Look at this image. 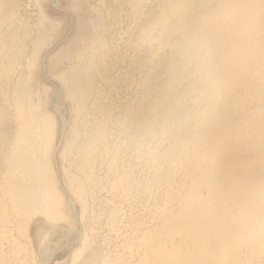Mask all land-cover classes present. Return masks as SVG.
<instances>
[{
	"label": "bare ground",
	"instance_id": "bare-ground-1",
	"mask_svg": "<svg viewBox=\"0 0 264 264\" xmlns=\"http://www.w3.org/2000/svg\"><path fill=\"white\" fill-rule=\"evenodd\" d=\"M20 2L0 0V264H264V0H50L76 16L52 67L59 22ZM37 216L55 226L26 251Z\"/></svg>",
	"mask_w": 264,
	"mask_h": 264
},
{
	"label": "rangeland",
	"instance_id": "rangeland-1",
	"mask_svg": "<svg viewBox=\"0 0 264 264\" xmlns=\"http://www.w3.org/2000/svg\"><path fill=\"white\" fill-rule=\"evenodd\" d=\"M20 1V0H19ZM22 2H20V4H21V12H22V15L23 16H28L27 18L28 19H31V18H33L32 20H36L38 17V12H39V10L37 11V9H39L38 7H35V5H37V6H39L40 7V4L39 3H41V5H44L45 6V8L47 7V11H48V13H49V15L52 17V19L53 20H55V21H57V22H59V25H60V27L58 28L57 27V29H56V32H54L53 31V33H54V36L51 34V36L52 37H54V38H52L51 37V41L53 40L55 43H53V41L51 42L52 43V46H51V48L49 49V52H48V58H50L49 60H50V62H49V65L52 67L53 65H54V61L53 60H55L58 56H56V55H58V54H60L61 52H63V51H65L66 50V48L67 47H65L66 45L68 46V43L70 42V40L71 39H73V37H74V33H75V29H76V16H74V20L71 22V23H69V19H68V15L66 14V12L65 11H62L61 9H58V8H56V7H54L51 3H50V0L48 1V0H38V1H36V0H21ZM28 1V2H27ZM34 1V2H33ZM44 3H43V2ZM31 3V4H30ZM69 3H71V0H61V4L63 5V6H69ZM25 4V5H24ZM39 4V5H38ZM24 5V6H23ZM28 5V6H27ZM53 6V7H52ZM25 7V8H24ZM26 7H27V9H26ZM35 7V8H34ZM33 10H32V9ZM24 9V10H23ZM29 9H31V10H29ZM31 13V12H33V13H29V12ZM27 12V13H26ZM28 13L30 14V15H28ZM32 15H33V17H32ZM36 16V17H35ZM31 17V18H30ZM73 24V25H72ZM72 25V26H71ZM73 27V28H72ZM60 30V31H59ZM65 30H66V32H65ZM59 32V33H58ZM61 32V33H60ZM57 37H56V36ZM66 36V37H65ZM66 41H65V40ZM64 40V41H63ZM63 41V42H62ZM57 42V43H56ZM68 42V43H67ZM59 50H61V51H59ZM56 56V58L55 59H51V57H55ZM52 61H53V65L51 64L52 63ZM49 66V67H50ZM50 67V68H51ZM59 128H57V134L59 135ZM60 160H61V158H60ZM59 160V164H61L62 163V165H63V160L64 159H62L61 161ZM66 162V161H65ZM64 162V163H65ZM66 165L68 164V162H66L65 163ZM61 165V166H62ZM64 166V165H63ZM76 207H77V209L80 211V204L79 203H76ZM63 223V225L64 226H66V227H68L69 225V223H67V222H62ZM67 223V224H66ZM87 223V224H86ZM86 223H84L85 225H89L90 224V222L89 221H87L86 220ZM99 225V224H98ZM55 226V223L54 222H52V221H49V220H47L46 218H44V217H42V216H37L35 219H34V223L32 224V226H31V246H27V242L25 241V240H22L23 242L22 243H27L26 244V246L24 245V247H25V250L27 249V247H28V249H30V248H32L33 249V251H37L38 249H39V243H40V239H41V235H42V233H44V232H46V231H48V230H50L51 228H53ZM89 227V226H88ZM106 237V235H104V237L102 236V240H100V243H101V241H102V243H103V240H104V238ZM23 239V238H22ZM105 240H106V238H105ZM113 242L112 243H110L111 241H109V240H106L105 241V244L103 243V252H104V254L106 255V257L105 258H108L109 256H110V253H111V251L113 250V249H117V250H120V248H119V245H120V240H118V242L117 241H115L114 242V240H112ZM114 243H115V245H114ZM118 243H119V245H118ZM98 244V243H97ZM108 244L110 245V246H108ZM116 244L118 245V246H116ZM28 245H30V244H28ZM114 246H116V247H114ZM107 248V249H106ZM27 249V250H28ZM112 249V250H111ZM26 250V251H27ZM107 252H109V253H107ZM26 253H28V252H25V256H26ZM36 254V253H35ZM107 254H109V256L107 255ZM108 256V257H107ZM24 258V261H26V258L25 257H23ZM97 258V259H96ZM96 258H94V259H92L91 261H87V262H82V263H79V264H104V261H102V259L99 257H96ZM39 259H38V257H36V255H35V257H34V261L35 262H33L32 264H39V261H38ZM95 260V261H94ZM98 262V263H97ZM102 262V263H101ZM68 264H70V263H68Z\"/></svg>",
	"mask_w": 264,
	"mask_h": 264
}]
</instances>
